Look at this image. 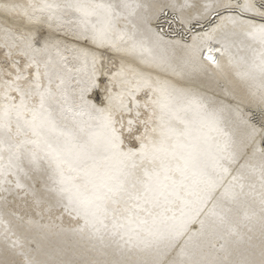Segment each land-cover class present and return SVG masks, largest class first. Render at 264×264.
<instances>
[{"label": "snow or ice", "instance_id": "6c2138e0", "mask_svg": "<svg viewBox=\"0 0 264 264\" xmlns=\"http://www.w3.org/2000/svg\"><path fill=\"white\" fill-rule=\"evenodd\" d=\"M142 7L0 0V190L46 177L29 209L61 206L78 222L74 244L39 259L20 216L21 235L4 225L0 264H264V126L239 142L233 130L241 104L264 113V0L174 5L220 20L175 42L182 56L141 30ZM52 21H67L71 48L43 35ZM201 72L224 79L223 99L197 90Z\"/></svg>", "mask_w": 264, "mask_h": 264}, {"label": "bare ground", "instance_id": "6f19581e", "mask_svg": "<svg viewBox=\"0 0 264 264\" xmlns=\"http://www.w3.org/2000/svg\"><path fill=\"white\" fill-rule=\"evenodd\" d=\"M132 3H139L144 5V7L137 9L138 16L135 18L136 23L141 24L142 31L150 30L152 34V40L154 43H159L160 49L163 50L165 46L169 55L182 56L183 53L173 49L175 42L179 41L180 45H190L192 44V37L196 33H202L204 31L210 30L216 24L220 23L219 16L215 12L211 15L199 16L197 13L193 12L191 17H189L188 9H184L183 12L179 7H174V5L184 3V0H131ZM205 0H200V3H204ZM211 2V0H209ZM223 15H238L239 9L235 12H222ZM243 19H250L251 14H245ZM199 20V23H197ZM257 23L264 22L259 18L256 20ZM52 27L49 28L48 25L43 27V35L47 37L49 34L52 35L54 39L61 40L63 44H66L71 48L76 41L71 36H65L67 31V21L51 22ZM58 24L63 25V29L58 31ZM156 33H159L163 37L162 41H158ZM233 53L238 56L246 55V51L240 49H233ZM106 55L110 60L114 61L116 65H119V61L115 59V54L112 52H107ZM190 79L197 90L205 97H214L215 99H223L224 92L221 87H217L216 81H219L220 85H224L225 81L219 77H212L211 73L205 76L202 72L198 74H191ZM211 79L213 86L207 87ZM91 98V97H90ZM241 116L235 119L233 130L235 132V138L237 142L245 139L251 127L254 126L256 129H260L264 126V113H262L254 105L241 104ZM243 121H247V127ZM257 145H260L259 138L257 137ZM239 163H243L241 159ZM10 179L13 181L7 187L10 191L0 190V220L3 221L0 224V246L4 245V225H7L15 232L17 236L21 235V232L17 229V224L19 223V217L24 216V228L27 231L29 228L30 232L27 234L31 238H35L40 241L41 249L38 254L39 259H49L56 258V252L59 248L68 247L70 244H74L75 241L71 236L69 229L76 228L78 222L74 215L70 216L68 211H65L61 206H55L52 208L51 213L47 211V206L43 215H36L29 205L33 204V194L32 188L37 190V193L43 192L47 195V190L45 188L44 181L47 179H29L24 177L23 174L20 176V183L23 185L22 188H16L15 181L17 177L12 176ZM50 183V182H49ZM55 202L53 201V204ZM28 212V215H25ZM29 219L38 221L40 225L51 226V229L40 228L35 225L29 226L27 221ZM80 224L83 221H79ZM199 225H194L193 230L198 228ZM9 232L8 235L11 238H15ZM258 235V233H257ZM29 248L35 249L36 244L30 243Z\"/></svg>", "mask_w": 264, "mask_h": 264}]
</instances>
